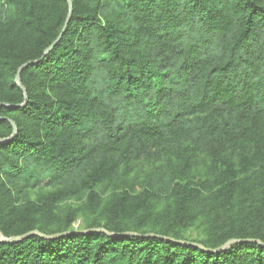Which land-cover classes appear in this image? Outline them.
Masks as SVG:
<instances>
[{
    "label": "trees",
    "instance_id": "1",
    "mask_svg": "<svg viewBox=\"0 0 264 264\" xmlns=\"http://www.w3.org/2000/svg\"><path fill=\"white\" fill-rule=\"evenodd\" d=\"M70 2L0 0V264H264V0Z\"/></svg>",
    "mask_w": 264,
    "mask_h": 264
},
{
    "label": "rangeland",
    "instance_id": "2",
    "mask_svg": "<svg viewBox=\"0 0 264 264\" xmlns=\"http://www.w3.org/2000/svg\"><path fill=\"white\" fill-rule=\"evenodd\" d=\"M173 159V158H172ZM199 162L197 164H200V160L201 157L198 158ZM127 183L128 185L126 187H123L121 189H118L116 190L114 193L118 194V195H121V194H125L127 196H129V199L130 202H129V206L130 208H134L135 206V203L137 201L136 198L139 197V192L141 191L139 189V186H140V180H139V175L137 174H132L128 180H127ZM97 192L100 194L102 192V187L100 186L99 188H97ZM113 192L110 193V194H114ZM110 194H105V196H101L102 197V200H105ZM162 199L164 198V195L161 196ZM51 196H49V194H41V196L39 197H36V196H31V200H44L42 203H37V207H40V208H44V207H50L51 210L50 211V214L51 213H56L58 212L59 209H65V210H68V209H74V210H77V209H81L82 206H83V198H81L80 196H65V197H59V198H56L54 201H50V202H47L46 200L50 199ZM244 205V204H243ZM236 208H232L231 212L232 214L234 215V212H235ZM60 213V212H59ZM58 214V213H57ZM39 216H41L40 220H39V224L41 225H47V226H50V227H53V220H49V218H51V216L49 215L47 217L48 214H38ZM129 213H126V216H128ZM84 218L81 216L78 218L77 222L75 223V228L77 226H80V225H83L84 221ZM186 236H192L193 238L194 237H198V236H201V234L198 233V231L194 230V229H188L187 232H186Z\"/></svg>",
    "mask_w": 264,
    "mask_h": 264
},
{
    "label": "water",
    "instance_id": "3",
    "mask_svg": "<svg viewBox=\"0 0 264 264\" xmlns=\"http://www.w3.org/2000/svg\"><path fill=\"white\" fill-rule=\"evenodd\" d=\"M65 2L67 3V6H68V14H67L66 21H65V24H66L68 22L69 18H70V15H71L72 5H71L70 0H65ZM22 67H24V66H22ZM20 70H21V68L18 70V73L20 72ZM14 84H16L18 87H20V84H19V75L18 74L16 75V77L14 79ZM26 104H27V101L25 100V102H24L23 105H26ZM10 124H11V126L13 128V135L10 137V139H12L15 136V134H16V130H15V126L12 123H10ZM0 142H4V141H0ZM89 232H102V233L106 234L107 236H111V234H109L106 231L101 230V229L82 231L81 233H84L85 234V233H89ZM32 235H36V236H40V237H45V236L39 234L37 231H33V232L27 233V234H25V235H23L21 237H13V238H9V239H6V238H4V237H2L0 235V242H2V243H13V242H16V241H20L22 239H25L27 237H30ZM130 235L134 236V234H124L122 236H130ZM149 236H152V235H149ZM159 238L162 239V240H165L166 242H176V243H181V244H185L186 245V243L178 242V241H173V240L168 239V238H164V237H159ZM243 242L259 244V242H257V241H243ZM234 243H239V241H233V240L232 241H228L220 249H217L215 251H220V250H222V249L226 248L227 246H229L231 244H234ZM192 246H195V247H197V248H199V249H201L203 251H209V250H205L200 245H192Z\"/></svg>",
    "mask_w": 264,
    "mask_h": 264
}]
</instances>
